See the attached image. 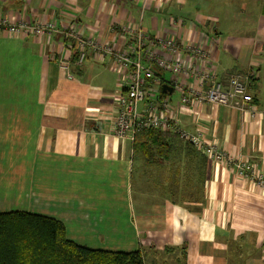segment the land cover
Masks as SVG:
<instances>
[{
    "label": "crops",
    "instance_id": "0c3cea01",
    "mask_svg": "<svg viewBox=\"0 0 264 264\" xmlns=\"http://www.w3.org/2000/svg\"><path fill=\"white\" fill-rule=\"evenodd\" d=\"M235 4L0 0V20L75 24L85 38L116 50L127 44L116 26L141 25L151 38L204 45L219 82L253 71L254 117L224 106L182 105L170 76L162 77L174 89L167 113L181 128L202 131L220 150L264 172V0ZM176 18L186 23L179 32L171 24ZM76 58L73 42L60 33L50 39L0 28V213L53 218L77 245L140 251L145 264H264V188L203 156L200 191L193 183L183 187V170L177 190L183 201H170L164 187L138 170L134 142L115 135L125 89L112 57L89 53L83 65ZM188 166L193 174V162Z\"/></svg>",
    "mask_w": 264,
    "mask_h": 264
},
{
    "label": "built area",
    "instance_id": "2783aa9c",
    "mask_svg": "<svg viewBox=\"0 0 264 264\" xmlns=\"http://www.w3.org/2000/svg\"><path fill=\"white\" fill-rule=\"evenodd\" d=\"M171 24L179 32L185 22L174 19ZM0 28L10 35H33L38 38L52 39L60 33L73 42L78 65L84 64L89 53L111 56L117 70L123 74L125 89L117 102L114 124L117 138L134 142L146 130L174 131L180 139L192 144L207 158L236 170L239 178L264 188L263 171L241 157L220 150L205 138L202 131L192 133L179 127L177 120L167 113L169 100L154 98L155 91L147 87V81H158L153 70V65H156L172 74L171 84L181 93V104L224 106L252 113L254 117L257 109L250 89L252 79H256L253 71L245 76L232 75L226 82H219L216 73L208 67L210 51L204 45L193 43L191 38L185 43H180L174 37L150 38L141 25L116 26L127 43L124 49L117 50L92 38H85L75 24L60 28L54 22H13L4 18L0 20ZM190 28L194 29V24L189 22L187 29Z\"/></svg>",
    "mask_w": 264,
    "mask_h": 264
},
{
    "label": "trees",
    "instance_id": "16d2710c",
    "mask_svg": "<svg viewBox=\"0 0 264 264\" xmlns=\"http://www.w3.org/2000/svg\"><path fill=\"white\" fill-rule=\"evenodd\" d=\"M185 25L186 23L184 27ZM153 70L158 81H147V87L153 91L156 89L155 96L162 101L168 95L162 92L165 83L162 75L167 71L156 65H153ZM254 81L255 78L251 85ZM250 89L252 90V86ZM178 126L180 127L179 123ZM202 154L192 144L180 139L174 131L146 130L134 141V157L139 162L138 170L149 176L155 187H164L168 198L174 203L183 201L177 193L179 185L183 183L185 188L193 183V190L200 191L204 175L202 162L205 155ZM183 161L185 163L182 167ZM192 162L193 174L188 166ZM183 170L185 181L181 183L179 179ZM197 197L198 193H193V199ZM0 264L145 263L140 251L118 253L77 245L67 238L63 223L53 218L27 212H9L0 213Z\"/></svg>",
    "mask_w": 264,
    "mask_h": 264
},
{
    "label": "rangeland",
    "instance_id": "374dc122",
    "mask_svg": "<svg viewBox=\"0 0 264 264\" xmlns=\"http://www.w3.org/2000/svg\"><path fill=\"white\" fill-rule=\"evenodd\" d=\"M224 1H226V2H229V1H232L234 4L236 3V0H224ZM238 1V0H237ZM219 2H221V1H219ZM228 3H226V5H227ZM236 5V4H235ZM233 7H231V9H232ZM227 12H228V10H226ZM234 11H239V13H240V10H239V8L237 7ZM238 28H239V24L238 23H236V29L234 30L235 32H237L238 31ZM227 31H229V29L227 28L226 29ZM166 75H168V76H170V78H172V74H170L169 72H167V74ZM177 92H175L174 94H173V96L176 98L178 95H179V91L178 90H176ZM252 92V91H251ZM181 94V93H180ZM154 98H156V96L154 95ZM264 109V108H263Z\"/></svg>",
    "mask_w": 264,
    "mask_h": 264
},
{
    "label": "water",
    "instance_id": "95a60500",
    "mask_svg": "<svg viewBox=\"0 0 264 264\" xmlns=\"http://www.w3.org/2000/svg\"><path fill=\"white\" fill-rule=\"evenodd\" d=\"M173 91H174V89L172 87H170L169 85H164L162 87V92L164 94L172 95L173 94Z\"/></svg>",
    "mask_w": 264,
    "mask_h": 264
}]
</instances>
